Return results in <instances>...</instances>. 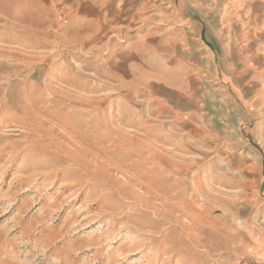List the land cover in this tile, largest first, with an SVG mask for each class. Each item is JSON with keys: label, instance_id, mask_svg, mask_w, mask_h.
Masks as SVG:
<instances>
[{"label": "rangeland", "instance_id": "rangeland-1", "mask_svg": "<svg viewBox=\"0 0 264 264\" xmlns=\"http://www.w3.org/2000/svg\"><path fill=\"white\" fill-rule=\"evenodd\" d=\"M79 1L0 0V264H262L248 108L145 74L175 47L155 0H100L95 36Z\"/></svg>", "mask_w": 264, "mask_h": 264}, {"label": "crops", "instance_id": "crops-1", "mask_svg": "<svg viewBox=\"0 0 264 264\" xmlns=\"http://www.w3.org/2000/svg\"><path fill=\"white\" fill-rule=\"evenodd\" d=\"M102 4L90 0L81 8L79 1L70 16L72 32L98 34L97 27L105 26L101 23ZM154 13L160 34L169 33L175 47L169 56L160 41L157 46L161 48H156L160 60L154 66L145 64V74H155L161 82L180 90L195 81L208 83L214 74L212 79L223 89L233 90L248 108L250 136L264 148V0H155ZM180 45L187 55L179 52ZM168 57L176 58L170 65L174 76L169 79L163 77ZM261 187L264 196V177Z\"/></svg>", "mask_w": 264, "mask_h": 264}, {"label": "built area", "instance_id": "built-area-1", "mask_svg": "<svg viewBox=\"0 0 264 264\" xmlns=\"http://www.w3.org/2000/svg\"><path fill=\"white\" fill-rule=\"evenodd\" d=\"M66 22V21H65ZM241 264H252L251 261H249L248 259H245L241 262Z\"/></svg>", "mask_w": 264, "mask_h": 264}]
</instances>
